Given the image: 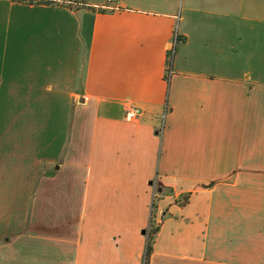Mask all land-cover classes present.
Listing matches in <instances>:
<instances>
[{"label":"crops","instance_id":"0c3cea01","mask_svg":"<svg viewBox=\"0 0 264 264\" xmlns=\"http://www.w3.org/2000/svg\"><path fill=\"white\" fill-rule=\"evenodd\" d=\"M50 1L0 0V264H143L156 186L148 264H264V0Z\"/></svg>","mask_w":264,"mask_h":264},{"label":"built area","instance_id":"2783aa9c","mask_svg":"<svg viewBox=\"0 0 264 264\" xmlns=\"http://www.w3.org/2000/svg\"><path fill=\"white\" fill-rule=\"evenodd\" d=\"M98 7L108 8V9H116V8H119V5H118L117 0H106L105 4L98 5ZM178 41H179V34L177 33V30H175L173 33L172 39H171L170 46L167 49L168 50L167 62H166V67H165V76H167V77L169 75H171V73L173 72L171 59L173 56L174 47L176 46ZM142 113L143 112L139 107L130 105L125 110V118L127 120H135L139 116H141ZM153 192H155V191H153ZM155 194H156V192H155Z\"/></svg>","mask_w":264,"mask_h":264},{"label":"trees","instance_id":"16d2710c","mask_svg":"<svg viewBox=\"0 0 264 264\" xmlns=\"http://www.w3.org/2000/svg\"><path fill=\"white\" fill-rule=\"evenodd\" d=\"M23 1H28L30 3H49L51 2L50 0H23ZM157 187V191H158ZM161 189V187H160ZM186 199V197H184V200ZM149 224L151 225V218L149 220ZM158 231V225L155 224V226L152 224L151 228L147 229L146 234H147V243H146V248H145V256H144V260H143V264H148L149 262V255L152 249V242L154 239V236L156 234V232Z\"/></svg>","mask_w":264,"mask_h":264},{"label":"rangeland","instance_id":"374dc122","mask_svg":"<svg viewBox=\"0 0 264 264\" xmlns=\"http://www.w3.org/2000/svg\"><path fill=\"white\" fill-rule=\"evenodd\" d=\"M105 2H106V0L97 1L96 2L97 6H95L94 9L103 10V11L111 10V9H108V8L98 7V5L105 4ZM173 54H174V52H173ZM155 188L151 192V200H150V204H149V216H150L149 219L151 218V225L150 224L147 225V228L145 229V232L147 231V229L151 228L152 224L154 226H155V224L157 225V222L154 219V212L156 211L157 203H158L159 199L161 198V195H160V193L157 192V186ZM153 191H155L156 194Z\"/></svg>","mask_w":264,"mask_h":264},{"label":"water","instance_id":"95a60500","mask_svg":"<svg viewBox=\"0 0 264 264\" xmlns=\"http://www.w3.org/2000/svg\"><path fill=\"white\" fill-rule=\"evenodd\" d=\"M159 191H160V189H159ZM143 232H145V231H143Z\"/></svg>","mask_w":264,"mask_h":264}]
</instances>
